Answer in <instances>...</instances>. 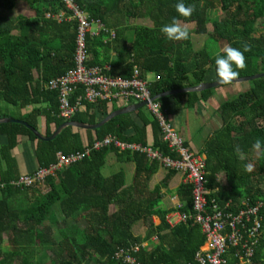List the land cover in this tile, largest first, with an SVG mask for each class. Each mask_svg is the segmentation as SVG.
I'll use <instances>...</instances> for the list:
<instances>
[{
    "label": "trees",
    "instance_id": "1",
    "mask_svg": "<svg viewBox=\"0 0 264 264\" xmlns=\"http://www.w3.org/2000/svg\"><path fill=\"white\" fill-rule=\"evenodd\" d=\"M17 1L0 0V118L23 120L39 132L42 117L44 132L40 133L49 136L67 120L57 115V91L45 85L73 68L77 22L68 19L71 12L64 0H26L33 16L14 15ZM73 1L105 27L86 38L87 66L109 65L103 73L121 78H130L134 70L143 79L152 74L148 81L151 96L217 80L215 57L225 46L241 51L249 48L244 52L246 68L237 69L239 77L264 73V0H182L194 8L190 17L175 11L181 0ZM215 10L222 15L210 19V12ZM62 13L59 21L57 16ZM173 18L192 23L195 35H205L203 46L193 49L190 32L187 40H168L160 29ZM128 20H148L151 26L130 24ZM209 40L222 44L219 52H209ZM210 74L212 80L208 79ZM246 84L238 95L218 106L221 123L206 139L202 151L206 154L207 187L212 190L209 199L237 202L249 197L252 202L263 203V233L255 258L264 264V143L260 152L252 147L257 138L264 142V76ZM212 91L181 92L156 100L171 113L207 101ZM80 93L78 87L74 94ZM2 103L18 108L19 113L10 114L2 109ZM25 108L28 110L21 112ZM115 109H109L102 99L85 102L69 120L94 124ZM134 114L142 120L141 126L131 113L119 114L95 129H85V141L91 144L111 134L125 142L147 144V126L151 125L153 147L163 155L177 157L162 141L156 117L141 108ZM18 136L35 142L38 166L55 162L58 151L68 154L81 150L84 140L80 129L73 126L64 127L52 139L41 140L22 123L0 121V264H125L115 254L133 244L140 245L134 255L143 264L193 263L195 252L205 241L201 227L191 219L171 226L167 214L176 208L161 205L163 189L177 171L169 169L151 189L149 182L161 162L145 153L110 145L91 150L40 184L16 186L11 181L19 172L11 150ZM237 146L240 153L235 150ZM109 153L119 162L135 163L130 183L124 169L109 176L102 173ZM248 163L254 165L252 172L244 170ZM41 185L47 189L41 191ZM175 193L181 203L178 210L193 213L191 185L182 183ZM153 215L160 217L158 225L152 221ZM139 221L148 225L144 236L133 232ZM153 236L157 241L150 246Z\"/></svg>",
    "mask_w": 264,
    "mask_h": 264
},
{
    "label": "built area",
    "instance_id": "2",
    "mask_svg": "<svg viewBox=\"0 0 264 264\" xmlns=\"http://www.w3.org/2000/svg\"><path fill=\"white\" fill-rule=\"evenodd\" d=\"M64 2L71 12L68 19L77 22V35L74 43L73 68L63 75L50 79L45 85L48 89L57 91V115L69 120L83 108L85 102L92 103L99 99L109 102L118 100L124 105L131 100L146 101L145 106L159 121L162 141L177 157L163 155L153 146L125 142L108 134L91 144L85 143L81 150L68 154L56 152L55 162L48 166H38L31 173L21 174L11 183L16 186L40 184L54 171L88 156L91 150L102 146L112 145L121 150L145 153L149 159L159 160L164 168L182 172L184 183L191 185L193 213L186 214L178 210L181 206L178 201L176 209L167 217V221L173 226L191 219L201 227L205 241L195 252L192 264H262L255 255L263 233V218L260 213L263 203L252 202L249 197L237 202L233 199L218 201L215 198H208L212 190L207 187L206 155L186 145L184 138L169 120L168 112L156 99L151 100L148 81L140 78L137 70H134L130 78H121L103 73L104 70H109V65L103 68L87 66L86 38L89 35H97L105 30V27L99 21L90 19L73 0ZM63 16V13L57 16L59 21ZM93 26L96 27L95 30ZM110 37H114L112 32ZM78 87L81 88V93L76 95L74 92ZM153 238L157 239V236ZM139 250L140 245L133 244L127 248H120L115 256L122 259L125 264H143L134 255Z\"/></svg>",
    "mask_w": 264,
    "mask_h": 264
},
{
    "label": "crops",
    "instance_id": "3",
    "mask_svg": "<svg viewBox=\"0 0 264 264\" xmlns=\"http://www.w3.org/2000/svg\"><path fill=\"white\" fill-rule=\"evenodd\" d=\"M111 54L113 55L114 53H111ZM212 78H213V75L210 74L208 76V79L212 80ZM145 79L147 81L151 80V79L147 78V75H146ZM213 80H215V79H213ZM222 90L223 89H219L218 92L212 91V94L207 101L200 100L192 108H182V109L175 110L171 113H168L169 120L172 122L174 128L184 138L186 145H188L194 151H198L200 153H203L202 149L204 148V143H205L206 139L211 135V133L214 129L219 127V126H216V127L214 126L212 115L214 112H215V114H217L218 103L216 102L215 98H216L217 94H220V92ZM133 103H137V102L135 100L133 102L129 101V103L127 105L133 104ZM107 105H108L109 109L112 108V106L117 107V109L122 108L124 106H127V105L122 104V102L118 101V100H116V101L113 100L112 102L107 101ZM143 107H145L144 110H146L148 113H151V111L146 106H142L140 108L143 110ZM137 109H139V108H137ZM137 109H135V110H137ZM210 109H213V110H210ZM24 111H25V109H21V112H24ZM134 111H131L128 113H131V118L134 119V121L137 125L141 126L142 120L140 119V117H138L137 115L134 114ZM189 111H190V113H188ZM217 116H218V114H217ZM200 117L202 118V126H201V128L200 127L198 128V132L200 133V131H203L204 134L202 136H200V135L197 136V134L192 133L190 126L193 122H196V121H194L195 119H192V118H198L199 119ZM198 119H197V121H198ZM159 126H160V124H159ZM38 127H39V132L43 133L44 132V119L42 117H39ZM84 130L85 129H80V133L82 135V138L84 139L82 146L85 145V143H87L85 141L86 140V134H85ZM130 131L131 130L129 129L128 132H130ZM134 143H140V142H134ZM153 143H154L153 128L151 125H148L147 126V144H144V145L153 146L152 145ZM34 147H35V142L29 140L26 136H18L17 137V144L11 150V154L15 158L19 175L25 174V173H31L33 170H35L38 167V163L36 161L35 154H34ZM109 155H110V157L108 158ZM111 155H113V157L115 158L113 161L114 163L119 162V161H117L115 154L109 153L105 159L106 164L107 163L109 164V159L113 158ZM124 163L127 164L126 165L127 171H130V174H132V176H133V173L135 170V163L134 162H124ZM113 164H111V165H113ZM168 170L169 169L164 168L162 165L160 166L158 172L153 175L152 179L149 182V186L151 189L166 176V174L168 173ZM183 179H184L183 173L182 172H176L172 176V178L170 179L168 188L163 189V191H164V196L162 198V200H163L162 207L163 208H166V209L175 208L176 202L179 201V198H178L177 194L175 193V191L182 183H184ZM131 180H132V178H131ZM131 180L127 179V173H126L127 183H130ZM171 202H172V206L170 205ZM173 212H174V210L170 211L167 214V217L171 216L173 214ZM152 221L154 222V224L158 225L161 222V219L159 216L153 215ZM133 230H134V226H133ZM146 230H145V233H141L140 235L144 236L146 234ZM153 237H152V243L153 242L155 243V241H153V240H156V239H154ZM143 244L148 245V242H144ZM150 246H151V244H150Z\"/></svg>",
    "mask_w": 264,
    "mask_h": 264
},
{
    "label": "rangeland",
    "instance_id": "4",
    "mask_svg": "<svg viewBox=\"0 0 264 264\" xmlns=\"http://www.w3.org/2000/svg\"><path fill=\"white\" fill-rule=\"evenodd\" d=\"M13 14L14 15L21 14V15H25V16H33V12L29 8L28 2L26 0H18L17 1V5L13 11ZM221 15H222V12L219 10L211 11L210 12V19H214V18L219 17ZM127 22L130 24H143V25L151 26V23L148 20H136V21L128 20ZM180 23L182 26L187 27L188 31L190 32V38H191V43H192L193 49L201 48L205 42V35H195L192 31L193 26H194L192 23H190V24H185L182 22H180ZM256 27H259V24H257ZM93 28H94V30L96 29L95 26H93ZM207 29L209 31L211 30L210 24L207 25ZM206 44H207V47H208L210 53H217L220 51V47H222L221 43H218V42H215L212 40L207 41ZM210 73H212V71H210ZM34 75H36V74H34ZM153 77H154V75H152V74L147 75L148 79H152ZM212 81H214V80H212ZM246 85H247L246 81H244V82H233L230 85H219V86L213 87L212 90L216 91V92H218L219 89H223L221 91L222 93L220 92V94H217V96L215 98L216 102L218 103V106L224 100L229 99V98H233L236 95H238L241 91H243L245 89ZM131 101L133 102L134 100H131ZM2 109L7 110L12 115H17L19 113L18 108L13 107L11 105H8L6 103H2ZM26 109H28V108H25V110ZM144 109H145V107H143V110ZM210 110H213V109H210ZM188 113H190V111ZM212 116H213L214 126L215 127L219 126V124L221 123L219 116H217V114H215V112L213 113ZM192 119H195L194 121H196V122H193L190 126L192 133L197 134V136H199V135L202 136L204 134V132L203 131H200V133L198 132V128L199 127L201 128V126H202V118L200 117L199 119L198 118H192ZM197 119L199 122L197 121ZM255 154H256V152H255ZM111 156L113 157V155H111ZM109 157H110V155L108 156V158ZM114 159H115L114 157L109 159V164L107 163L103 167L102 173L105 176H109V175L117 172L120 169H124L127 173V179L131 180L132 174H130V171H127V169H126L127 164L121 163V162H115L114 163L113 162ZM111 164H113V165H111ZM40 189H41V191H44L47 189V187L45 185H41ZM161 205H163V200L161 201ZM170 205L172 206V202L170 203ZM114 208H115V206L112 205L111 210H113ZM147 227H148L147 223L140 221L134 225L133 231L135 234L140 235L141 233H145V230L147 229ZM4 237H6V236L4 235ZM153 241L156 242L157 240H153ZM150 244L152 245V244H154V242L153 243L150 242ZM44 264H51V262L46 261Z\"/></svg>",
    "mask_w": 264,
    "mask_h": 264
},
{
    "label": "clouds",
    "instance_id": "5",
    "mask_svg": "<svg viewBox=\"0 0 264 264\" xmlns=\"http://www.w3.org/2000/svg\"><path fill=\"white\" fill-rule=\"evenodd\" d=\"M175 11L182 17H190L194 8L192 6H186L181 0V2L175 5ZM160 31L170 41H182L189 38L187 27L182 26L175 18H173L171 23L162 25ZM247 51H249L248 46H245L243 51L232 46H225L222 49V53L216 55L215 71L218 84L230 85L238 79L239 71H237V69L243 70L246 68V57L244 52ZM262 143L264 142L257 138L252 147L257 152H260ZM235 150L237 153H240L239 146H237ZM241 158H243L242 153ZM244 170L246 172H252L254 170V165L252 163L245 164Z\"/></svg>",
    "mask_w": 264,
    "mask_h": 264
},
{
    "label": "water",
    "instance_id": "6",
    "mask_svg": "<svg viewBox=\"0 0 264 264\" xmlns=\"http://www.w3.org/2000/svg\"><path fill=\"white\" fill-rule=\"evenodd\" d=\"M264 73L261 74H256V75H248V76H241L238 77V79L234 82H244V81H250L259 77H263ZM220 84H218L217 80L214 81H204L198 85H194V86H188V87H184V88H179V89H174V90H168V91H164L160 94L151 96V100H155L161 96L164 95H170V94H175V93H181V92H189V91H202L205 89H210L216 86H219ZM146 101H140L137 103H133V104H129L127 106H124L122 108L116 109L112 112H110L109 114H107L103 119H101L100 121L94 123V124H86V123H81V122H77V121H73V120H67L64 121L63 123H61L59 126L56 127V129L49 135V136H44L43 134H41L40 132H38L34 127L30 126L29 124H27L26 122H24L23 120H18V119H14L11 117H6V118H0V121H5V122H9V121H15V122H19L24 124L27 128H29L33 134L41 140H49L54 138L61 129H63L66 126H73L76 128H80V129H95L101 125H103L106 121H108L110 118L119 115V114H123V113H128L131 111H134L137 108H140L142 106H145Z\"/></svg>",
    "mask_w": 264,
    "mask_h": 264
}]
</instances>
